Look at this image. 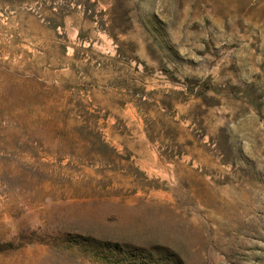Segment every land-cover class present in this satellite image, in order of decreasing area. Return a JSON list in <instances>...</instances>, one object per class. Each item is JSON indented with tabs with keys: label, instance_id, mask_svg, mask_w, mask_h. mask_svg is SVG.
Here are the masks:
<instances>
[{
	"label": "rangeland",
	"instance_id": "obj_1",
	"mask_svg": "<svg viewBox=\"0 0 264 264\" xmlns=\"http://www.w3.org/2000/svg\"><path fill=\"white\" fill-rule=\"evenodd\" d=\"M0 264H264V0H0Z\"/></svg>",
	"mask_w": 264,
	"mask_h": 264
}]
</instances>
